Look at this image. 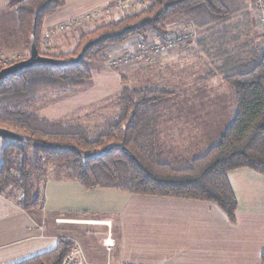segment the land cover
<instances>
[{
    "label": "trees",
    "instance_id": "1",
    "mask_svg": "<svg viewBox=\"0 0 264 264\" xmlns=\"http://www.w3.org/2000/svg\"><path fill=\"white\" fill-rule=\"evenodd\" d=\"M64 5L65 0H20L10 6L19 17L27 57L35 41L42 56L65 63L36 64L0 81V127L26 139L3 149L0 195L12 199L11 190L22 191L15 203L31 212L43 201L34 177L46 180L53 168L65 173L61 180L78 182L87 190L112 188L212 203L234 223L238 201L228 174L249 169L264 176V42H258L261 32L251 10L255 1L151 0L145 9L123 13L84 33L72 52L45 54L44 20ZM174 22L196 29L194 53L206 59L205 79L222 78L235 91L236 117L204 155L188 159L163 144L164 109L175 91L161 87H123L107 101L115 114L94 126L37 114L36 104L46 94L85 88L92 80L89 63L101 52L127 47L133 38L144 39L149 33L166 37L172 32L167 25ZM74 247L73 241L61 239L54 250L16 264H62ZM262 260L264 264V252Z\"/></svg>",
    "mask_w": 264,
    "mask_h": 264
},
{
    "label": "crops",
    "instance_id": "2",
    "mask_svg": "<svg viewBox=\"0 0 264 264\" xmlns=\"http://www.w3.org/2000/svg\"><path fill=\"white\" fill-rule=\"evenodd\" d=\"M19 1L0 0V53L24 59L28 51L19 17L10 8ZM115 1L65 0L62 8L44 20L41 51L58 55L73 49L79 38L71 46L67 43L69 32L49 37L47 34L59 24ZM113 16L100 14L98 19ZM196 49L194 41L175 56L185 51L194 53ZM173 55L150 67L138 68L134 73L143 76ZM121 81L124 83L125 78ZM121 89L113 95L105 93L102 99L115 96ZM56 95L52 93L50 97ZM67 95L72 96L36 109L37 114L49 120L78 119L86 115L84 120L90 123L93 120L90 116L113 113L112 107L103 110L94 107L102 100L100 96L84 100L77 93L64 94ZM187 124L173 118L167 123L163 120L161 128L163 144L180 155L206 146L203 141L208 138L202 130L208 129L209 120L199 119L196 125L191 122V133L184 129ZM178 147L189 149L177 151ZM228 179L238 201L234 223L212 203L133 195L112 188L87 190L78 182L57 180L50 174L41 183L43 201L31 212H25L11 198L0 195V264H16L50 252L61 239L73 241L89 264H263L264 190L260 187H264V177L249 169H239L230 172ZM108 235L115 242L111 252L103 243Z\"/></svg>",
    "mask_w": 264,
    "mask_h": 264
},
{
    "label": "rangeland",
    "instance_id": "3",
    "mask_svg": "<svg viewBox=\"0 0 264 264\" xmlns=\"http://www.w3.org/2000/svg\"><path fill=\"white\" fill-rule=\"evenodd\" d=\"M251 10L254 15L257 30L261 32L258 42L262 40L264 42V26L262 25V22L260 20L263 13L258 12L259 8H256V6L255 7L252 6ZM137 11H134V13ZM123 13H126V11H123L121 14L116 13L114 14L113 18L110 19L105 18L103 20H100L98 19V17H95L90 21H86L84 23V25L86 24L85 26L72 29L69 31L70 37L68 38L67 43L73 46L74 45L73 42L77 40V38H80L84 33L95 29L103 21H109L116 19L117 17H120ZM128 14H132V12H129ZM106 17H110V16L106 15ZM170 25H167V28L172 31L181 27L179 22H174L171 23ZM149 34H155V33H149ZM193 43H191L190 45H192ZM189 46L187 48H189ZM75 47L73 49H67L66 52L67 53H69V51L72 52L75 49ZM125 48L126 45L125 47L115 46L109 48L104 52H101L95 61L89 63V67L92 74L91 82H89L85 88L71 94L74 95L77 93L78 96L82 95L84 100L86 98H90V100H92L94 97L96 98L98 96H100L102 99V97H105V93H112L113 95L123 87H130L136 89L161 87V88L169 89L171 91H175V95L172 97V99H170V101H168L164 109L165 123H167L169 120H173V118H175L180 123H188L184 129L186 130L187 133H191L192 130L189 129L191 122L195 123L196 125L199 119L206 118V120H209V124H207L209 126L208 129L202 127L206 129V130H202V133L206 135V137H208L207 139H205V141H203V144L206 146L203 147L202 145L197 148H194L193 150H189L188 153H185L187 158L192 159L194 157L202 156L207 152V150L210 147H213L214 145L218 144L220 141V137L223 135L225 130L233 123L236 117L237 102L235 98L234 88L230 86L227 82H225L222 78L205 79L204 76L208 72V68H209L206 65L207 64L206 59H204L203 56L200 57L199 55L193 53V51L190 52L185 51L184 53L177 56H175L176 55L175 53H173L174 55L169 54V55H173L174 57L171 56L170 60L162 63L160 66L154 68V70H151L150 72H146L144 73L143 76H141V75H136L134 73L135 70L142 67L147 68L148 66L134 65L121 69H111L108 66V61L115 55L122 53V51ZM17 60L21 61L20 58H18ZM122 77L125 78L124 83H122L121 81ZM49 94H46L45 96L41 97L39 102L36 104L35 107L36 109H39L40 107H43L53 101L63 102L66 98L72 96V95H67V97H65L64 94H69V93L61 92V93H57L58 95H56V97L54 98V97H50L52 93L50 95ZM111 98L112 97L104 98L100 101H97L94 107L100 110H103L106 107H112L107 105L108 103L107 101L110 100ZM111 109L115 114V108L112 107ZM113 113L106 115L105 113H103L100 114L99 116H90L93 118V120L90 121V123L85 122L84 119L86 118V115H81L80 116L81 118L78 119L72 117V118H63L61 120L62 121L71 120V121L79 122L81 124L94 126V124L102 123L105 118L104 116H111ZM96 120L97 122H95ZM53 121H58V120H53ZM193 125L190 128H192ZM204 131H206V133H204ZM7 144H17V143L11 140L2 141L0 139V165L3 162V149ZM205 147L208 148H206L205 150ZM175 149L177 151H179V149H181L180 151H187L189 148L178 147ZM11 151H13V158L16 159V153H15L16 148L14 149L12 148ZM41 162L43 164L45 163L42 160V158H41ZM50 174L52 178H56L57 180H61L62 179L61 177L65 176V173L62 170L58 171V169L56 170L52 168V170H50L47 173L46 180L44 178V180L41 181L40 177H34V182L37 186V189L40 190L42 197H43L42 194L43 190H41L42 189L41 185L44 184L45 181H47V178L49 177ZM253 187H257V186H253ZM260 190H264V187L262 189L260 187ZM11 191L14 194V196L12 197V200L14 202H18L19 200L22 199L23 197L22 191L19 190H11ZM109 239L113 241V244L115 246L114 239L111 238V236L109 235L104 239L103 242L104 245L105 243H107ZM87 263L89 264V262Z\"/></svg>",
    "mask_w": 264,
    "mask_h": 264
},
{
    "label": "built area",
    "instance_id": "4",
    "mask_svg": "<svg viewBox=\"0 0 264 264\" xmlns=\"http://www.w3.org/2000/svg\"><path fill=\"white\" fill-rule=\"evenodd\" d=\"M150 0H116L112 5H107L100 10H93L82 14L63 24H59L53 31L47 34V37L63 32H69L72 29L80 28L86 21H90L100 14L112 16L116 13L134 12L145 9ZM258 12L263 13L260 20L264 26V12L261 1L254 0ZM197 31L193 26L180 27L173 30L166 37L157 33L149 34L146 38L137 40L128 45L120 54L115 55L108 61V66L112 69H121L134 65L149 66L163 57L186 49L197 38ZM18 57L9 54L0 53V70L11 66ZM108 252L114 247L113 241L108 240L105 243ZM62 264H88L83 258L82 251L75 245L73 251L64 259Z\"/></svg>",
    "mask_w": 264,
    "mask_h": 264
},
{
    "label": "water",
    "instance_id": "5",
    "mask_svg": "<svg viewBox=\"0 0 264 264\" xmlns=\"http://www.w3.org/2000/svg\"><path fill=\"white\" fill-rule=\"evenodd\" d=\"M65 61L57 60L54 58L42 56L39 53L37 45L35 41H32L30 44V55L28 58L21 60L12 64L11 66L0 70V81L8 75L15 73L18 70L29 68L36 64H51V65H61L64 64ZM0 139L2 141L11 140L18 143H24L26 139L19 133L12 131L7 128L0 127Z\"/></svg>",
    "mask_w": 264,
    "mask_h": 264
}]
</instances>
